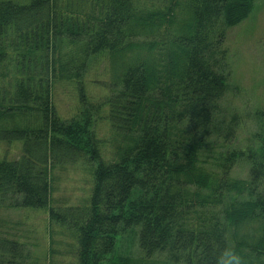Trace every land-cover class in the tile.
<instances>
[{
  "label": "trees",
  "instance_id": "16d2710c",
  "mask_svg": "<svg viewBox=\"0 0 264 264\" xmlns=\"http://www.w3.org/2000/svg\"><path fill=\"white\" fill-rule=\"evenodd\" d=\"M256 1L0 0V142L23 145L0 161V209L46 211L75 239L74 264H217L228 248L264 264V114L241 142L249 115L225 104L241 92L228 31ZM104 58L93 102L85 76ZM57 83L75 87L70 119ZM79 162L86 200L56 207L55 172ZM3 226L0 264H38Z\"/></svg>",
  "mask_w": 264,
  "mask_h": 264
},
{
  "label": "rangeland",
  "instance_id": "374dc122",
  "mask_svg": "<svg viewBox=\"0 0 264 264\" xmlns=\"http://www.w3.org/2000/svg\"><path fill=\"white\" fill-rule=\"evenodd\" d=\"M20 5H27L31 0H10ZM228 63L231 67L232 85L239 86L241 92L236 96L229 95L225 104L240 109L246 119V126L239 131V140L244 141L251 136L258 123L256 116L264 114V0H257L253 12L247 20L228 31L226 40ZM109 64L106 58L100 59L85 76L86 92L93 102L104 97L105 92L100 83L110 80ZM96 81V84L93 82ZM101 81V82H98ZM53 102L61 118L70 119L79 109L75 87L67 83H57L53 87ZM107 120L98 127L99 136L107 140L110 134ZM22 143L0 142V161L16 160L22 154ZM109 143L103 147V159ZM106 161V160H105ZM85 165V164H84ZM81 166H67L55 172V206H80L86 200L92 186L91 172ZM236 169L235 173L240 174ZM8 227H4L3 224ZM17 224H20L17 226ZM0 225L12 228L21 237V241L29 243L32 256L39 258L38 264H74L76 242L71 233L61 230L51 223L48 213L43 210H9L0 209ZM17 227V230L14 228ZM53 242V246L51 245ZM53 247V248H52ZM58 252L52 258L50 249ZM51 258V259H50Z\"/></svg>",
  "mask_w": 264,
  "mask_h": 264
},
{
  "label": "clouds",
  "instance_id": "9594fccd",
  "mask_svg": "<svg viewBox=\"0 0 264 264\" xmlns=\"http://www.w3.org/2000/svg\"><path fill=\"white\" fill-rule=\"evenodd\" d=\"M217 264H246V262L236 250L228 248L218 257Z\"/></svg>",
  "mask_w": 264,
  "mask_h": 264
}]
</instances>
